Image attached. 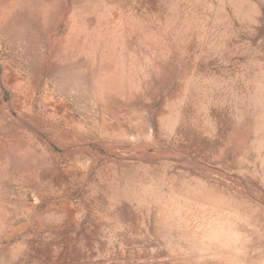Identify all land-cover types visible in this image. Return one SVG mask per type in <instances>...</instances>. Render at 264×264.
<instances>
[{"label":"rangeland","instance_id":"rangeland-1","mask_svg":"<svg viewBox=\"0 0 264 264\" xmlns=\"http://www.w3.org/2000/svg\"><path fill=\"white\" fill-rule=\"evenodd\" d=\"M0 264H264V0H0Z\"/></svg>","mask_w":264,"mask_h":264}]
</instances>
